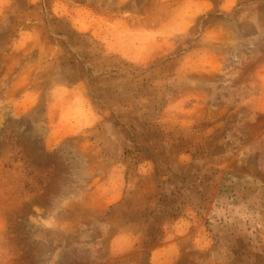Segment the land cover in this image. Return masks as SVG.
I'll return each instance as SVG.
<instances>
[{
	"label": "rangeland",
	"instance_id": "rangeland-1",
	"mask_svg": "<svg viewBox=\"0 0 264 264\" xmlns=\"http://www.w3.org/2000/svg\"><path fill=\"white\" fill-rule=\"evenodd\" d=\"M0 264H264V0H0Z\"/></svg>",
	"mask_w": 264,
	"mask_h": 264
}]
</instances>
